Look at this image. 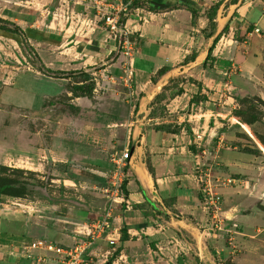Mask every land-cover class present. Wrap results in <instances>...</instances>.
I'll use <instances>...</instances> for the list:
<instances>
[{
  "label": "crops",
  "instance_id": "obj_1",
  "mask_svg": "<svg viewBox=\"0 0 264 264\" xmlns=\"http://www.w3.org/2000/svg\"><path fill=\"white\" fill-rule=\"evenodd\" d=\"M30 1L0 0V19L18 27L35 46L44 44L50 56L46 69L81 72L93 82L95 76L122 80L132 85L130 97L139 103L127 111L135 112V121L118 123L123 133L119 141L129 148L125 204L89 193L90 184L104 185L113 169L106 154L117 129L108 137L103 132L93 145L85 144L91 150L76 140L70 149L66 136L62 141L68 150L62 145L56 152L54 145L46 144L39 149L43 155L38 163L33 166L36 159L30 158L29 167L21 169L40 173L45 159L66 165L53 174H72L64 179L72 190L54 196L32 188L23 197H1L0 264H53L48 259L37 262L36 254L32 257L22 246L38 239L69 245L78 226L103 213L110 216L106 237L114 243L97 241L86 264H207V255L213 264H264V233L259 231L264 221L254 215L259 209L237 201V188H224L219 221L213 220L203 205L198 179L200 170L218 172L216 165L226 166L239 157L223 149L229 127L228 119L222 120L228 113L223 104L232 99L230 90L234 95L253 90L255 68L264 53V0H141V6L132 8L134 15L124 20L135 50L129 59L98 24L100 13H86V0L70 11L80 25L62 14L63 33L54 32L52 16L57 13L49 12L51 21L41 30L34 13L5 4ZM187 8L196 12L194 24ZM54 33L60 45L53 42ZM211 66L221 68L217 74L229 70L223 75L230 80L209 75ZM93 91L94 85L76 98L88 102ZM213 100L222 106L212 108ZM83 101L81 107L86 106ZM111 106L107 109L114 111ZM229 246L237 247L236 253Z\"/></svg>",
  "mask_w": 264,
  "mask_h": 264
},
{
  "label": "rangeland",
  "instance_id": "obj_2",
  "mask_svg": "<svg viewBox=\"0 0 264 264\" xmlns=\"http://www.w3.org/2000/svg\"><path fill=\"white\" fill-rule=\"evenodd\" d=\"M79 1L31 0L30 3L5 2V4L13 6L16 10H24L22 12L34 13L37 19L36 24L42 28L41 30H45L46 24L53 17L54 32L63 33L62 28L66 26H64V18H61L62 14H69L68 17L74 20L71 23L77 22L76 24L80 25L79 20L70 14L74 7L82 6L79 5ZM136 1L138 0H86L88 3L86 13L92 10L99 12L98 24L108 33L104 23L105 16L116 14L120 17V24L124 25V20L134 15L131 6ZM97 5H99L98 8ZM124 8L126 10L121 12ZM50 11L57 14L51 17ZM72 26L76 27V25ZM53 36L56 37L53 42L59 43L60 37L56 33ZM43 46L44 44L35 46L27 40L25 34H17L13 37L0 34V192L14 187L21 188L20 191L26 193V190L33 188V190L36 189L35 192L60 196L62 193L71 191L72 186L64 179L70 178L72 174H53L54 170L59 171L66 165H53L45 159L40 173L28 172L27 169L21 168L29 167L30 158L36 159L31 162L33 166L34 163H38L43 155L39 149L46 144L54 145L56 152H60L62 145L66 150L69 148L73 150L72 146H75L74 141L76 140L84 144L80 145L83 146L82 148L91 150L92 147L85 144L93 145L94 140L103 138V132L108 134V137L110 131L115 134L117 129L115 137H111L114 145L106 154V158L112 164L110 155L121 153L125 148L119 141L123 133L119 132L118 123L135 121V112L127 113L134 104L139 103L135 96L130 97L131 84L122 80H107L96 76L94 82L91 80L82 83L81 80L84 77L80 73L75 74L77 71L68 73L50 71L46 69L49 68L46 66V62L50 60L49 52L44 50ZM38 48L43 49L38 50ZM262 59L263 61L255 68L256 77L252 81L253 90L247 89L236 93L237 95H234L236 91L230 90L227 94L232 99L223 104L228 109V113H225L227 117L222 120L228 119L229 124L223 136V149L226 152H237L239 157L234 158L226 166L216 165L220 172L219 175L214 170L210 173L220 179H234L237 184L231 187L238 190L240 200L237 201L244 202L249 208L250 206L258 208L259 211L262 209L261 213L254 211V215L264 221V205H261V202H264V53ZM216 69L221 68L209 67L208 74L214 78L219 77L223 81L230 80L228 75H223L229 70L224 68L217 74ZM65 76L67 79H64ZM177 80L179 82L180 79ZM93 85L94 91L92 97L87 98L88 102L83 101L85 99L76 98L78 93ZM82 101L85 107H81ZM109 103L114 111L107 109ZM212 103L214 109L222 106L219 100H213ZM230 123H235L237 127L232 128ZM63 136L67 137L69 148L63 143ZM33 145L38 150H35ZM28 152L32 155L29 158L26 157ZM33 166L30 168L34 169ZM111 171L105 175L104 185L91 183L89 193L107 198L103 190L109 186ZM229 187L220 185L217 192L220 193L222 189ZM1 197L4 196L0 195V201ZM230 227L235 231L238 230L236 222H232ZM237 250V247L233 248L234 253Z\"/></svg>",
  "mask_w": 264,
  "mask_h": 264
},
{
  "label": "built area",
  "instance_id": "obj_3",
  "mask_svg": "<svg viewBox=\"0 0 264 264\" xmlns=\"http://www.w3.org/2000/svg\"><path fill=\"white\" fill-rule=\"evenodd\" d=\"M126 9H121L124 12ZM120 17L116 14L105 16L104 23L108 34L121 51L125 58H130L135 52L134 43L129 39L130 34L121 25ZM129 148H124L117 155H112L110 161L113 169L111 171V179L109 186L105 187L103 192L109 197L114 204H125L124 201V182L127 179L126 163L129 158ZM198 179L201 181V191L203 192V205L208 214H211L213 220L219 221L217 213L221 209L222 196L217 192L222 186L231 187L235 185V180L231 178H218L213 176L209 171L200 170ZM237 184V183H236ZM110 216L108 213L101 214L97 219L80 225L73 232L71 243L69 245H60L45 239H38L22 246L26 253L36 254V261L50 260L53 264H86V258L89 257L90 248L100 240H105L110 244L114 240L106 237L109 230ZM264 233V228L259 230Z\"/></svg>",
  "mask_w": 264,
  "mask_h": 264
},
{
  "label": "trees",
  "instance_id": "obj_4",
  "mask_svg": "<svg viewBox=\"0 0 264 264\" xmlns=\"http://www.w3.org/2000/svg\"><path fill=\"white\" fill-rule=\"evenodd\" d=\"M141 5L142 4H141L140 0H138V1L134 2V3H132L131 7H139ZM167 8H169V7L166 6L163 9H167ZM187 10L191 13V15H192V24H194L195 23V19H196V12L194 10H192V9H189V8H187ZM149 11H155V9L150 7ZM1 25L2 26H5V25L7 26V27L6 26L5 27H0V34H2L3 36L13 37V36H17V34H21L22 35L20 29L18 27H16L14 24H12V23H10L8 21H4V20L0 19V26ZM8 26H9V28H8ZM208 57H209V55H208ZM79 73L83 75L84 79H82V81H84L85 83H87L88 81L92 80L88 75H86L84 73L77 72L75 74H79ZM63 75H65V74H63ZM92 87L93 86L87 87L88 89H86V90L84 89L82 91L83 92H87L88 91V93H89L92 90ZM124 186H125V182H124ZM20 189L21 188L18 189V188H14V187L6 188L5 191L0 192V195L10 196V197H23L26 193H25V191H20Z\"/></svg>",
  "mask_w": 264,
  "mask_h": 264
},
{
  "label": "water",
  "instance_id": "obj_5",
  "mask_svg": "<svg viewBox=\"0 0 264 264\" xmlns=\"http://www.w3.org/2000/svg\"><path fill=\"white\" fill-rule=\"evenodd\" d=\"M153 207H154V205H153ZM206 261H207V264H213L208 255L206 256Z\"/></svg>",
  "mask_w": 264,
  "mask_h": 264
},
{
  "label": "bare ground",
  "instance_id": "obj_6",
  "mask_svg": "<svg viewBox=\"0 0 264 264\" xmlns=\"http://www.w3.org/2000/svg\"><path fill=\"white\" fill-rule=\"evenodd\" d=\"M263 152H264V150H263Z\"/></svg>",
  "mask_w": 264,
  "mask_h": 264
}]
</instances>
